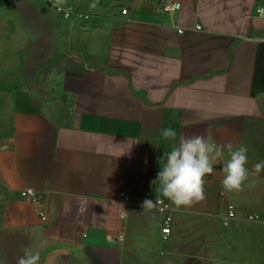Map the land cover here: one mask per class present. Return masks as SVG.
<instances>
[{
  "label": "crops",
  "instance_id": "crops-1",
  "mask_svg": "<svg viewBox=\"0 0 264 264\" xmlns=\"http://www.w3.org/2000/svg\"><path fill=\"white\" fill-rule=\"evenodd\" d=\"M19 1L0 0V264L26 248L39 264H264V0H132L87 21ZM169 127L246 146L249 178L222 199L225 150L163 241L158 209L135 197L168 200L153 181Z\"/></svg>",
  "mask_w": 264,
  "mask_h": 264
},
{
  "label": "clouds",
  "instance_id": "clouds-1",
  "mask_svg": "<svg viewBox=\"0 0 264 264\" xmlns=\"http://www.w3.org/2000/svg\"><path fill=\"white\" fill-rule=\"evenodd\" d=\"M163 137L168 141H177L171 146V150L164 154L165 160L157 179L159 182L158 191L160 195L168 199L177 210L181 207L190 208L206 200L205 177L213 174L214 163L225 158V150L228 158L223 166L224 177L222 186L225 191H242L245 182L249 178L248 149L246 146L233 148L228 144L218 145L201 135H184L178 137L176 130L171 127L164 129ZM254 175L264 170V161L257 162L254 166ZM248 184L247 187H252ZM158 201L145 200L143 209L156 207ZM48 245V240L40 241L39 247ZM40 253L25 249L19 257L17 264H39Z\"/></svg>",
  "mask_w": 264,
  "mask_h": 264
},
{
  "label": "built area",
  "instance_id": "built-area-1",
  "mask_svg": "<svg viewBox=\"0 0 264 264\" xmlns=\"http://www.w3.org/2000/svg\"><path fill=\"white\" fill-rule=\"evenodd\" d=\"M181 9H182V4L180 2H167L163 6V11L168 14L177 13ZM56 12L64 19L77 18L86 21L90 19V15L88 13L78 10L73 6L57 5ZM122 14L126 15L127 11L124 10ZM257 14H259L260 16H264V9L258 8ZM197 29L201 30V27H197ZM178 32L180 34L184 33L183 30H179ZM20 196L22 200L36 204L38 206V216L40 220L44 223V229H48L50 227V223L45 212L43 194L36 192L34 189L28 188L22 190ZM221 197L222 199H224V201H227L226 200L227 191H225L224 189L221 193ZM120 198L125 204H132V202L135 201L134 197L126 192H121ZM135 199L141 206L146 199L151 200L153 202L158 201L156 207L154 208L158 209L159 213L162 216L161 234H162V240L166 241L171 234V227L173 221L172 213L175 206L169 200L155 198L151 193V191H144L140 193L137 197H135ZM226 207H227V220L234 219L236 217V210L234 205L227 202ZM123 216H125V214H123ZM247 219L249 221H257L259 220V216L251 215L248 216ZM119 240L123 242L124 240L123 234L119 235Z\"/></svg>",
  "mask_w": 264,
  "mask_h": 264
},
{
  "label": "rangeland",
  "instance_id": "rangeland-1",
  "mask_svg": "<svg viewBox=\"0 0 264 264\" xmlns=\"http://www.w3.org/2000/svg\"><path fill=\"white\" fill-rule=\"evenodd\" d=\"M7 1H12L13 3L14 0ZM25 1L31 3L32 6L35 5L34 3H37L38 5L50 3L56 4V6H73L78 10L88 13L90 16L107 15L112 12H118L129 6L131 3V0H30L31 2H29V0H20L19 2H22L23 6H29L30 4H24ZM12 7H9L10 11L13 10Z\"/></svg>",
  "mask_w": 264,
  "mask_h": 264
},
{
  "label": "trees",
  "instance_id": "trees-1",
  "mask_svg": "<svg viewBox=\"0 0 264 264\" xmlns=\"http://www.w3.org/2000/svg\"><path fill=\"white\" fill-rule=\"evenodd\" d=\"M131 2H132V0H131Z\"/></svg>",
  "mask_w": 264,
  "mask_h": 264
}]
</instances>
